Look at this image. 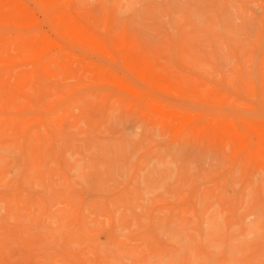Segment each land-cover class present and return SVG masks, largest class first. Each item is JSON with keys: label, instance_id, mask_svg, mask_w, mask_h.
Instances as JSON below:
<instances>
[{"label": "rangeland", "instance_id": "1", "mask_svg": "<svg viewBox=\"0 0 264 264\" xmlns=\"http://www.w3.org/2000/svg\"><path fill=\"white\" fill-rule=\"evenodd\" d=\"M0 264H264V0H0Z\"/></svg>", "mask_w": 264, "mask_h": 264}]
</instances>
